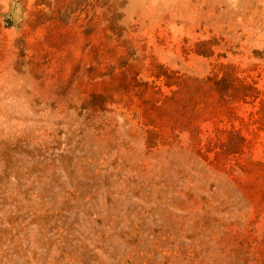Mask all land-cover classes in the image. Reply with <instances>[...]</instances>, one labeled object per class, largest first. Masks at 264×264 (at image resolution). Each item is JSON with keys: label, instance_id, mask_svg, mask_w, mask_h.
Wrapping results in <instances>:
<instances>
[{"label": "rangeland", "instance_id": "rangeland-1", "mask_svg": "<svg viewBox=\"0 0 264 264\" xmlns=\"http://www.w3.org/2000/svg\"><path fill=\"white\" fill-rule=\"evenodd\" d=\"M0 264H264V0H0Z\"/></svg>", "mask_w": 264, "mask_h": 264}]
</instances>
